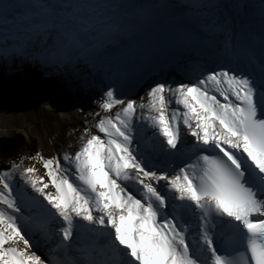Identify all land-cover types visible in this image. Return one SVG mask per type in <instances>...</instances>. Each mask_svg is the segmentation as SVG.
Wrapping results in <instances>:
<instances>
[{
    "label": "snow or ice",
    "instance_id": "6c2138e0",
    "mask_svg": "<svg viewBox=\"0 0 264 264\" xmlns=\"http://www.w3.org/2000/svg\"><path fill=\"white\" fill-rule=\"evenodd\" d=\"M147 12L119 0H0V23L13 25L4 44L17 51L46 45L41 60L57 66L100 52ZM261 15L259 56L244 46V33L213 15L204 28L222 37L235 67L205 69L195 82L155 83L147 103L107 90L101 108L120 110L99 119L97 134L85 130L63 166L39 153L31 158L47 181L23 160L0 172V264H264V9ZM138 108L163 137L161 150L177 149L182 122L193 138L192 162L172 173L154 170L132 147ZM17 172L35 195L13 186ZM54 228L56 249L42 257L37 250Z\"/></svg>",
    "mask_w": 264,
    "mask_h": 264
},
{
    "label": "bare ground",
    "instance_id": "6f19581e",
    "mask_svg": "<svg viewBox=\"0 0 264 264\" xmlns=\"http://www.w3.org/2000/svg\"><path fill=\"white\" fill-rule=\"evenodd\" d=\"M15 2L25 0H5V3ZM119 2L127 3L126 0ZM210 2L212 0H152L146 15H137L131 19L132 27L128 33L120 35L115 42L105 44L96 54L67 66L53 64L43 67L37 59L27 70L1 72L0 136L24 134L28 140L38 139L44 158H58L63 166L62 156L66 153L74 154L85 142L81 133L76 134V140L68 138V124L77 118L82 119L86 116V111L91 115L120 110V106L114 107L111 112H105L101 108L107 90H113L119 99L136 100L138 104L147 103L149 87L158 82L174 86L170 82L171 76L176 77L177 82L183 78V83H188L195 82L205 69L235 67V62L228 63L226 58L220 59L216 54L191 47L188 43L184 20L191 14L195 16L200 13L198 10L202 9L192 5ZM175 4L182 9L174 10ZM12 28V24L0 23V34L4 36V30L8 29L7 34L11 35ZM40 46L41 44H37L31 47ZM240 62H243V58ZM94 78H98V87L93 82ZM86 95H90L91 99L85 98ZM172 105L171 111L176 108L174 99L171 107ZM140 114L141 110L138 108V122L141 121ZM137 121L133 125L135 139L132 147L148 157L154 170L172 173L178 165L173 166L171 161L180 159L179 166H182V162L191 160V157L170 155L169 151L173 149L161 150L159 143L163 137L160 139L148 127L142 128L144 121L141 124ZM138 124L140 127L136 129ZM181 128V141L177 150H189L193 138L189 131L184 133L182 122ZM42 175L45 176L43 167ZM45 180L47 181L46 176ZM12 183L15 188L21 187L18 189L21 194L35 195L30 187L24 185L22 178L15 179ZM126 183L132 186L134 182ZM40 211L39 207H35L31 214L38 216ZM194 235L193 225L189 236L190 244ZM58 241V229L54 228L48 241L40 244L39 247L43 249L37 250V254L49 256L56 249Z\"/></svg>",
    "mask_w": 264,
    "mask_h": 264
},
{
    "label": "rangeland",
    "instance_id": "374dc122",
    "mask_svg": "<svg viewBox=\"0 0 264 264\" xmlns=\"http://www.w3.org/2000/svg\"><path fill=\"white\" fill-rule=\"evenodd\" d=\"M46 47H47L46 45L41 44V46L37 48L30 46L29 48L25 50L17 51L15 50L11 42H9L8 45H5L3 41V35L0 34V73L1 72L11 73L13 71L17 72V71H21L24 69L27 70V68L37 59L39 63L43 65V67H48L50 65H53V64H45L41 60L42 56L46 57L49 55V52L45 50ZM183 81H184L183 78L182 80H180V82H177L176 77L174 76L170 77V82L174 84V86ZM172 109H173V105L172 107L170 105L169 111H171ZM117 111L119 110H116L113 113H100V114H91V115H89V111H86V116H84L82 119L77 118L74 122L68 124V128H67L68 138L70 137L72 138V140L73 139L76 140V134L81 133L83 134V137L86 140L87 137L85 136V130H88L89 134H97V129L95 126L98 123L99 119L103 118L104 116H109V115L114 116ZM144 114L147 115L146 110ZM54 118L57 119L55 115H54ZM137 120L138 118L136 117V119L134 120L135 122L133 121V125L136 123ZM138 123L141 124L142 121ZM139 124L137 125L136 129L140 127ZM141 127L144 129L147 127L150 130L152 129L149 125H147L146 121H144V125H142ZM152 130L156 132L155 129H152ZM183 131L184 133L188 132V130L185 128L183 129ZM156 134L159 136L158 132H156ZM19 137L25 139L27 145L24 147H26V149L23 150V152H18V153L14 152L12 156H9L8 162L6 161L5 165L0 166V169L3 166H4L3 168L10 169L13 162L19 163L21 160H23L24 167L34 166L37 169V175L43 176L42 175V167H43L42 163L39 162L37 159H31L32 157H35L37 153L41 154L44 157L42 147L38 139H33L32 141L28 140V138L24 134H17L13 137L12 136L10 137L0 136V139L2 138V139H9V140L15 141V139H19ZM160 139H162L161 136H160ZM62 159H63V156H62ZM19 178H21L20 173L19 172L15 173V177L13 180L15 179L19 180ZM16 188L21 189L20 186H17ZM42 249L43 247L38 248V250H42Z\"/></svg>",
    "mask_w": 264,
    "mask_h": 264
},
{
    "label": "trees",
    "instance_id": "16d2710c",
    "mask_svg": "<svg viewBox=\"0 0 264 264\" xmlns=\"http://www.w3.org/2000/svg\"><path fill=\"white\" fill-rule=\"evenodd\" d=\"M19 140V141H18ZM27 143L24 138L19 137V139L9 140L0 139V166L5 165L8 162L9 156H12L14 152H23L26 149ZM4 167V166H3ZM1 167L0 172L5 171L7 168Z\"/></svg>",
    "mask_w": 264,
    "mask_h": 264
}]
</instances>
